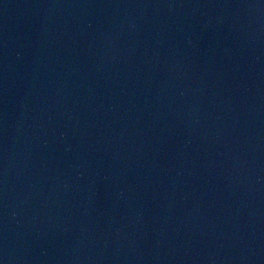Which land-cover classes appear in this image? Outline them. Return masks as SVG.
<instances>
[{"label":"water","instance_id":"1","mask_svg":"<svg viewBox=\"0 0 264 264\" xmlns=\"http://www.w3.org/2000/svg\"><path fill=\"white\" fill-rule=\"evenodd\" d=\"M0 264H264V0H0Z\"/></svg>","mask_w":264,"mask_h":264}]
</instances>
